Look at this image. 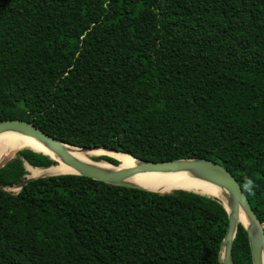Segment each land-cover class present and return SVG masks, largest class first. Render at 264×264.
<instances>
[{"label": "trees", "instance_id": "trees-1", "mask_svg": "<svg viewBox=\"0 0 264 264\" xmlns=\"http://www.w3.org/2000/svg\"><path fill=\"white\" fill-rule=\"evenodd\" d=\"M9 118L140 159H213L264 222V0H0ZM27 164L57 161L23 148L0 167V264H223L220 199L71 173L9 190ZM233 260L253 264L241 223Z\"/></svg>", "mask_w": 264, "mask_h": 264}, {"label": "water", "instance_id": "water-1", "mask_svg": "<svg viewBox=\"0 0 264 264\" xmlns=\"http://www.w3.org/2000/svg\"><path fill=\"white\" fill-rule=\"evenodd\" d=\"M12 132H18L27 136L35 138L40 144L45 146L48 150H51L60 159L71 168L73 172H67L71 174H79L87 177H91L96 180H101L110 184L131 186L135 188L146 189L149 191L167 193L176 189L191 190L197 193L205 194L190 187H172L169 191H159L140 184H131L128 179L139 173H154V174H173L177 172H189L194 177L210 182L214 186V191L217 194L209 195L221 200L228 213V226L221 242V249L219 259L223 264H235L233 260V245L237 235L239 224L241 223L247 230L248 239L251 248L252 262L253 264H263L264 254V222L260 220L257 213L253 209L245 191L241 184L233 173L226 168L220 162L213 159L204 157H186L177 158L163 161H152L137 158L131 154L132 158L139 161V164L128 167H117V164L105 161L104 165H100L95 159L91 161L94 163H88L75 158L69 152H67L63 146L68 145L72 149L85 152L93 149H103L108 151H115L107 149L101 146H76L60 140L59 138L47 133L39 126L35 125L31 121H27L21 118H9L0 120V136L6 135ZM25 147L37 152H42L53 156L44 149H38L31 143L24 144ZM119 152V151H115ZM123 153V152H121ZM127 154V153H125ZM109 155V154H108ZM13 155L12 157H14ZM113 157V156H112ZM54 159V158H53ZM8 162L5 161L0 164V167ZM66 174V173H63ZM57 175L46 174L43 176ZM37 178L36 176H27V178L20 183L13 186L17 191H21L22 188L31 180ZM0 187L7 189L0 184ZM12 187V188H13ZM9 190L13 191L11 188ZM242 216L248 218V223L245 224L242 221Z\"/></svg>", "mask_w": 264, "mask_h": 264}, {"label": "bare ground", "instance_id": "bare-ground-1", "mask_svg": "<svg viewBox=\"0 0 264 264\" xmlns=\"http://www.w3.org/2000/svg\"><path fill=\"white\" fill-rule=\"evenodd\" d=\"M26 143H31L35 145L38 149L42 148L48 151L57 161L56 165H53L49 168H35L29 165L32 176H39L44 173L63 174L74 171L73 168L65 164L60 159L59 156H57L51 150H48L45 146L40 144L35 138L18 132H12L0 136V164L9 160L13 155L16 154L18 150H20L22 147H25L24 144ZM63 148L71 155H73L75 158L88 163H94L91 161L92 159H94V156L109 154L111 156H114L115 158L118 157L120 159V163L117 164V167H128L139 164V161L132 158L130 155L121 152L108 151L103 149H93V150L81 152L72 149L68 145H64ZM97 161H99L98 163L100 165H104L105 163V161L102 160H97ZM128 182L131 184H140L145 187L159 191H169L172 189V187L184 186V187H190L192 189H195L197 191L209 195L217 194L216 191H214V186L210 182L198 179L189 172H177L173 174L168 173L163 175L154 174V173H139L130 177L128 179ZM242 221L245 224H247L248 218L242 216ZM263 264H264V254H263Z\"/></svg>", "mask_w": 264, "mask_h": 264}, {"label": "rangeland", "instance_id": "rangeland-1", "mask_svg": "<svg viewBox=\"0 0 264 264\" xmlns=\"http://www.w3.org/2000/svg\"><path fill=\"white\" fill-rule=\"evenodd\" d=\"M102 155H108V154H102ZM99 156H101V155H99ZM108 156H111V155H108ZM94 157H97V156H94ZM12 158V157H11ZM113 158H115L114 156H113ZM115 159H117V158H115ZM103 161V160H102ZM27 169H28V175L27 176H32V174H31V170H30V168H29V164H27ZM46 174H54V173H44V174H41V175H39V176H36V177H41V176H43V175H46ZM13 191H17L14 187L13 188H11Z\"/></svg>", "mask_w": 264, "mask_h": 264}]
</instances>
